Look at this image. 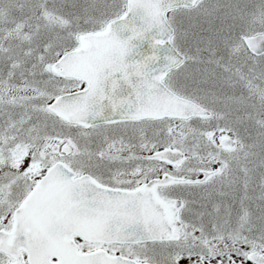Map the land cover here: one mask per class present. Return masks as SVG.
<instances>
[{
	"label": "snow or ice",
	"instance_id": "snow-or-ice-1",
	"mask_svg": "<svg viewBox=\"0 0 264 264\" xmlns=\"http://www.w3.org/2000/svg\"><path fill=\"white\" fill-rule=\"evenodd\" d=\"M0 264H264V0H0Z\"/></svg>",
	"mask_w": 264,
	"mask_h": 264
}]
</instances>
